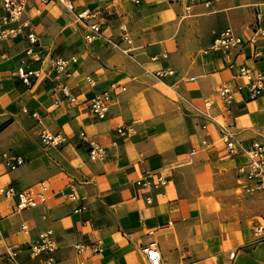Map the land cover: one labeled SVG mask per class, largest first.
<instances>
[{
    "label": "crops",
    "instance_id": "obj_1",
    "mask_svg": "<svg viewBox=\"0 0 264 264\" xmlns=\"http://www.w3.org/2000/svg\"><path fill=\"white\" fill-rule=\"evenodd\" d=\"M24 1L27 27L0 39V160L24 159L14 169L0 165V264H147L140 247L150 241L161 264H223L225 242L251 231L223 219L225 202L215 208L246 183L237 166L247 156L228 153L219 137L227 128L242 144L264 141V95L236 92L226 110L217 90L242 81V64L264 72V0H75L74 12L91 13L85 19L58 0ZM3 15L0 0V24ZM97 22L100 35L89 41ZM227 28L244 43L210 49ZM29 32L35 50L69 59L67 72L57 77L26 53ZM19 67L41 74L27 85ZM160 69L172 74L158 76ZM104 90L110 102L97 118L90 99ZM42 131L60 135V145H45ZM81 131L105 148L104 159L89 158ZM147 169L167 183L135 185ZM41 183L47 197L35 206L17 209V197L5 195L8 186ZM249 195L264 206V190ZM47 229L55 249L32 255L28 246ZM257 251L264 255V242Z\"/></svg>",
    "mask_w": 264,
    "mask_h": 264
},
{
    "label": "built area",
    "instance_id": "obj_2",
    "mask_svg": "<svg viewBox=\"0 0 264 264\" xmlns=\"http://www.w3.org/2000/svg\"><path fill=\"white\" fill-rule=\"evenodd\" d=\"M42 2H49L51 0H41ZM68 11L75 13L79 19H85L91 15L88 9H82L75 11V0H58ZM4 15L0 24V39L16 37L23 32L28 25V21L22 18L25 1L24 0H2ZM91 33L87 36L89 41L94 40L100 35L101 24L99 22L90 25ZM27 37L30 40V46L26 49V53L36 61L46 60L55 75H59L67 72L69 59L61 56L45 53L44 55L35 50L33 45L37 42V37L34 33H28ZM248 42H255L254 36H251ZM244 43V39L231 31L229 28L221 31L210 45V49L215 51H228L233 47H237ZM259 54V51H255ZM165 55V54H164ZM155 58V57H153ZM233 63H229V67H232ZM18 74L21 80L27 85H32L35 79L40 76L39 69H24L18 68ZM158 76H165L172 74V70L160 69L156 72ZM237 75L241 77L242 81L233 85L225 83L221 85L218 90V96L221 103L224 104L226 110L229 109L230 103L235 98L236 92H243L246 90L249 99L256 98L260 95H264V72L256 70L248 65H240L237 70ZM65 94H68L67 86L63 83L57 85ZM110 102L109 90L95 93L90 99L91 112L97 118H104L108 110ZM118 131H122L121 128ZM81 140L88 142L89 144V158L92 160H102L105 158V148L97 142L87 138L84 131L79 133ZM42 142L45 145H60L62 137L57 134H52L48 131H42ZM219 139L225 144V148L230 154L244 153L247 156V161L237 166L238 175L246 180L243 186L244 191L247 193H255L264 190V141L258 139L252 140L248 144H242L238 142L233 133L227 128L221 130ZM24 162L23 157L2 153L0 165L3 164L9 169H14ZM135 185L143 189H157L167 183V177L161 172L154 169H147L135 179ZM47 184L41 183L38 188H27L25 190L16 191L13 186H8L5 189L6 196H16L17 203L16 208L22 209L29 206H35L39 202L46 200ZM146 202L152 201L149 195L145 196ZM264 226L262 224H255L254 232L258 235L262 232ZM56 243L53 231L47 229L42 231L38 238L33 241L28 249L32 255H37L41 252H51L55 249ZM81 248V247H80ZM141 252L147 260V264H161V252L155 243L150 241L141 245ZM234 255V253H231Z\"/></svg>",
    "mask_w": 264,
    "mask_h": 264
},
{
    "label": "rangeland",
    "instance_id": "obj_3",
    "mask_svg": "<svg viewBox=\"0 0 264 264\" xmlns=\"http://www.w3.org/2000/svg\"><path fill=\"white\" fill-rule=\"evenodd\" d=\"M244 191L243 186L235 187L232 193L224 195L223 200L215 201L216 210H221L224 204L223 219H231L239 222L238 229H240L247 236L248 229L251 231V236L243 238V240L233 242L226 241L225 244L230 248L229 251H236L237 256L228 253V256L223 259V264L233 261H240L243 264H264V255L258 254V247L264 242V229L262 232L256 234L254 232L255 224H262L264 226V206L261 198L255 195H249ZM232 229L234 227H231ZM215 241L210 242L212 244ZM213 246V245H212ZM218 248H214V252H218Z\"/></svg>",
    "mask_w": 264,
    "mask_h": 264
},
{
    "label": "bare ground",
    "instance_id": "obj_4",
    "mask_svg": "<svg viewBox=\"0 0 264 264\" xmlns=\"http://www.w3.org/2000/svg\"><path fill=\"white\" fill-rule=\"evenodd\" d=\"M203 81V80H202ZM155 82H156V80H155ZM207 82V81H206ZM157 83V82H156ZM161 84V83H160ZM161 87H162V85H160ZM164 88V87H163Z\"/></svg>",
    "mask_w": 264,
    "mask_h": 264
}]
</instances>
